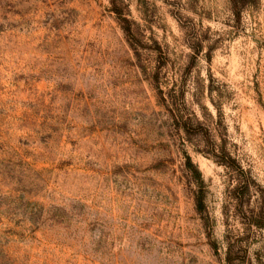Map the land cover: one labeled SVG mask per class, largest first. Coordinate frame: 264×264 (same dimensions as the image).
<instances>
[{
	"label": "rangeland",
	"instance_id": "obj_1",
	"mask_svg": "<svg viewBox=\"0 0 264 264\" xmlns=\"http://www.w3.org/2000/svg\"><path fill=\"white\" fill-rule=\"evenodd\" d=\"M0 264H264V0H0Z\"/></svg>",
	"mask_w": 264,
	"mask_h": 264
}]
</instances>
